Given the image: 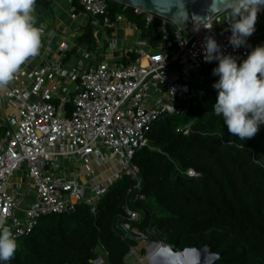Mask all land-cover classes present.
Listing matches in <instances>:
<instances>
[{
    "label": "built area",
    "instance_id": "obj_1",
    "mask_svg": "<svg viewBox=\"0 0 264 264\" xmlns=\"http://www.w3.org/2000/svg\"><path fill=\"white\" fill-rule=\"evenodd\" d=\"M70 2L74 14L87 17L94 43L70 45L63 32L53 49L49 39L56 35L55 29L38 25L43 29L40 55L0 91V213L8 214L7 226L16 240L29 235L41 217L71 213L80 203L95 213L98 200L125 175L135 182V199H144L134 157L149 145V132L159 119L188 112L202 98V70L219 63L204 60L205 37L212 36L221 53L236 58L238 66L256 46H264L263 29L234 48L224 11L211 16L208 24L195 20L192 33L189 26L181 28L167 17L133 7L147 26L158 23L161 38L153 43L126 14L111 15L109 0ZM258 13L263 21L264 8ZM124 20L136 34L130 42L115 35ZM74 50L77 54L72 55ZM189 129L190 125L185 132ZM106 150L111 151L108 157ZM86 156L100 163L115 160L119 169L100 181L83 183L66 171L63 160ZM187 174L198 172L190 168ZM124 211V231L136 240L150 241L144 253L130 248L128 264L133 258L152 264V256L168 243L150 240L149 231L132 229L131 221H139L141 213L128 204ZM93 262L107 264L104 256Z\"/></svg>",
    "mask_w": 264,
    "mask_h": 264
},
{
    "label": "trees",
    "instance_id": "obj_2",
    "mask_svg": "<svg viewBox=\"0 0 264 264\" xmlns=\"http://www.w3.org/2000/svg\"><path fill=\"white\" fill-rule=\"evenodd\" d=\"M109 8L111 15L126 14L153 43L161 38L158 23L147 26L133 7L109 0ZM94 41L87 24L78 42ZM214 68L202 70L205 92L197 105L159 119L149 145L136 152L144 199H135V182L125 175L98 200L95 213L80 203L71 213L41 217L29 235L16 240L14 258L0 264H95L100 256L107 264H128L130 248L144 253L147 244L121 226L126 204L141 213L132 229L149 231L150 240L176 250L207 243L222 254L214 264H264V124L251 139L229 133L213 111V84L219 80ZM190 168L198 175L189 176Z\"/></svg>",
    "mask_w": 264,
    "mask_h": 264
},
{
    "label": "clouds",
    "instance_id": "obj_3",
    "mask_svg": "<svg viewBox=\"0 0 264 264\" xmlns=\"http://www.w3.org/2000/svg\"><path fill=\"white\" fill-rule=\"evenodd\" d=\"M36 0H0V91L16 78L22 67L40 55L43 29L36 26ZM213 0L210 11H224L230 20L229 43L239 48L253 35L264 0ZM211 29L210 26H206ZM204 60H218L212 70L219 80L214 113L222 116L229 133L251 139L264 124V46H256L238 66L236 58L221 53L212 36L204 41ZM8 214L0 213V261L14 258L17 241L7 226Z\"/></svg>",
    "mask_w": 264,
    "mask_h": 264
},
{
    "label": "water",
    "instance_id": "obj_4",
    "mask_svg": "<svg viewBox=\"0 0 264 264\" xmlns=\"http://www.w3.org/2000/svg\"><path fill=\"white\" fill-rule=\"evenodd\" d=\"M132 7L153 11L173 20L181 28L191 27L194 32L195 20L209 23L215 15L210 11L213 0H116ZM219 5V0H217ZM220 12V11H219ZM222 254L212 251L209 244L202 246H187L176 250L173 245L165 244L152 256V264H214L221 259Z\"/></svg>",
    "mask_w": 264,
    "mask_h": 264
},
{
    "label": "crops",
    "instance_id": "obj_5",
    "mask_svg": "<svg viewBox=\"0 0 264 264\" xmlns=\"http://www.w3.org/2000/svg\"><path fill=\"white\" fill-rule=\"evenodd\" d=\"M63 1H66V6L63 5ZM36 2H40L43 6V9H39L40 15L43 17V15H53L55 20L53 23V28L55 29L56 35L50 37V45L53 49L58 48V42L60 41L59 35L63 32H66L67 34V41L70 45H74L78 43V38L84 34V27L86 29L87 21H83V18H87L84 15L74 14L71 11V2L70 0H36ZM41 7V6H40ZM52 8V10L50 9ZM57 10H61V14H57ZM52 11V12H51ZM86 20V19H85ZM88 20V19H87ZM43 25V24H41ZM36 26H38L36 24ZM44 26V25H43ZM51 29V30H52ZM119 31H123L124 34L122 36V39L118 36ZM117 37H119L121 40H124L125 42H130L133 40L136 36L135 31L130 27L128 20H124L120 22L118 25V31L115 33ZM83 46H87L88 43H82ZM73 54H77V51L74 50ZM83 159V158H81ZM84 159H90V160H97L91 156H86ZM73 159L65 160L64 165L65 169L68 170V166H75L76 164L72 161ZM98 161V160H97ZM99 162V161H98ZM78 172L69 171L68 173H71L75 175L81 182L85 183L88 181H100L107 175L98 176L95 174H92L91 171H86L82 165H78ZM106 173V172H105ZM109 175V174H108ZM86 177V178H85ZM84 179V180H83Z\"/></svg>",
    "mask_w": 264,
    "mask_h": 264
},
{
    "label": "rangeland",
    "instance_id": "obj_6",
    "mask_svg": "<svg viewBox=\"0 0 264 264\" xmlns=\"http://www.w3.org/2000/svg\"><path fill=\"white\" fill-rule=\"evenodd\" d=\"M67 2L66 1H63V5L66 6ZM41 6V7H40ZM43 9V6L40 2H36L35 3V12H34V15H35V18H36V24L37 25H41L43 24L44 26H46V28L49 30H51L53 28V23H54V14L53 15H43V17L39 14L40 11H38L39 9ZM52 10V8H50ZM52 12V11H51ZM57 14H61L62 11L61 10H57L56 12ZM258 17H259V13H258ZM86 19V20H85ZM262 20H259L257 18V23H258V27L256 28L255 31H260L262 32V30L264 29V16H262ZM83 21H88L87 18H83ZM85 31V28L82 27ZM124 32L123 31H119L118 33V36L122 39V36H123ZM119 38V39H120ZM120 39V40H121ZM105 51V48L102 49V52ZM200 74V73H199ZM197 74H193V79L195 80H199V75L196 76ZM164 118V117H163ZM159 124V123H158ZM110 150H106L105 153H106V157H108L110 155ZM70 159H73L72 161L76 164L75 166H68V170L66 169L67 172L69 171H72L73 170L76 172H78L79 169L78 168V165H82L83 168L86 170V171H91L92 174H95L98 176H102V175H108V174H111L112 173V170H118L119 169V166L117 164V162L115 160H111L109 162H104V163H100L98 162L97 160L93 161V160H90V159H81V158H70ZM65 160H69V158H66L64 159L63 161ZM106 172V173H105ZM86 178V177H85ZM84 180V179H83ZM143 245H146V244H150V241H143L141 242ZM130 264H139V262H137L136 259H130Z\"/></svg>",
    "mask_w": 264,
    "mask_h": 264
}]
</instances>
